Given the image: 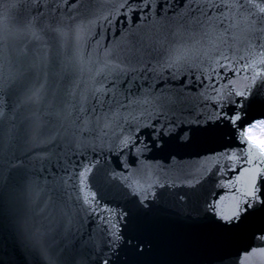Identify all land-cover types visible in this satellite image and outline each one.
<instances>
[{"label":"snow or ice","instance_id":"6c2138e0","mask_svg":"<svg viewBox=\"0 0 264 264\" xmlns=\"http://www.w3.org/2000/svg\"><path fill=\"white\" fill-rule=\"evenodd\" d=\"M20 6L0 3V264H264V0ZM55 62L76 79L49 95ZM88 221L83 250L60 242Z\"/></svg>","mask_w":264,"mask_h":264},{"label":"water","instance_id":"95a60500","mask_svg":"<svg viewBox=\"0 0 264 264\" xmlns=\"http://www.w3.org/2000/svg\"><path fill=\"white\" fill-rule=\"evenodd\" d=\"M6 2V0H0V3ZM29 0H19V4L21 5L18 9L12 10V17L13 19L10 21V23H16L19 20H22L25 17H31L32 15L36 14V10L34 8L25 7L27 5ZM42 12H46V9H41ZM66 11V9H65ZM32 47L31 45L29 46ZM76 79L74 73L69 71H62L61 65L58 62L53 63L48 70V78L46 83V90L48 91L49 95H51L53 92L63 94L67 90H69L73 86V81ZM31 83H39L42 82V78L40 81L37 80H31ZM41 119L45 121H52L53 117L49 115H43L44 109L41 108ZM30 117H31V111L29 108H21L16 113V118L12 121L16 125V131L20 135H24L26 131L28 130L29 124H30ZM151 155V154H149ZM113 161L115 160L114 157H110ZM185 159H192L190 157H186ZM151 163L155 164L157 163L156 160L151 161ZM160 164H164L165 161L159 160ZM115 196V193L109 195V199H113ZM116 202H122L119 197H115L114 203ZM95 229V225L88 221L85 223L84 228L79 233H74L73 235L69 236L66 241H60V242H66L69 244V246L76 250H83L82 249V241H87L88 236L90 232H93ZM11 239L8 237V235L5 233L4 235H0V245L3 246L4 251H8L11 248Z\"/></svg>","mask_w":264,"mask_h":264}]
</instances>
